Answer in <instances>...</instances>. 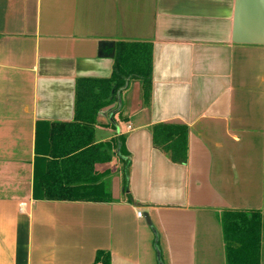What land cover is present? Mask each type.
Returning <instances> with one entry per match:
<instances>
[{
    "label": "crops",
    "instance_id": "crops-1",
    "mask_svg": "<svg viewBox=\"0 0 264 264\" xmlns=\"http://www.w3.org/2000/svg\"><path fill=\"white\" fill-rule=\"evenodd\" d=\"M237 4L0 0V264H96L101 251L111 264H227L221 213L264 219V44L250 34L263 0H247L240 39ZM119 43L146 47L151 74L95 117L94 142L113 141L97 165L112 200L34 199L36 157H55L48 126L77 121L79 81L112 77ZM163 126L187 127V162L155 145Z\"/></svg>",
    "mask_w": 264,
    "mask_h": 264
},
{
    "label": "trees",
    "instance_id": "trees-1",
    "mask_svg": "<svg viewBox=\"0 0 264 264\" xmlns=\"http://www.w3.org/2000/svg\"><path fill=\"white\" fill-rule=\"evenodd\" d=\"M139 51L143 53L140 54ZM118 52L112 77L79 81L77 121L48 126V145L55 149V157L44 159L37 155L34 199L93 202L112 200L104 181L109 171L101 172L97 170V165L107 164L112 160L110 153L113 141L94 142L95 117L101 109L117 102V91L129 78H141L146 86L151 74V53L146 47L141 48L140 43H119ZM40 129L39 127L37 134ZM157 129L155 145L166 149L174 162H187V127L163 126ZM84 135L88 138L82 139ZM39 140L40 137L37 136L36 144ZM221 224L227 244V264H262L264 219L261 211L224 210L221 213ZM96 264H111V255L105 251L98 252Z\"/></svg>",
    "mask_w": 264,
    "mask_h": 264
},
{
    "label": "water",
    "instance_id": "water-1",
    "mask_svg": "<svg viewBox=\"0 0 264 264\" xmlns=\"http://www.w3.org/2000/svg\"><path fill=\"white\" fill-rule=\"evenodd\" d=\"M246 7H247V0H238L237 13H236V18H235V32H236L237 38L239 39L241 38L240 34L245 33L243 32L244 31V20L248 18L246 11H245ZM259 16H260V29L257 31H250V34H251V37L254 35L261 36L260 39L253 38V40L256 43L264 44V0H263V4L261 7V12ZM253 40H250V41H253ZM111 47L113 50H112L111 55H109V57L112 58L114 56V50H115V47L113 46L112 43H111Z\"/></svg>",
    "mask_w": 264,
    "mask_h": 264
},
{
    "label": "built area",
    "instance_id": "built-area-1",
    "mask_svg": "<svg viewBox=\"0 0 264 264\" xmlns=\"http://www.w3.org/2000/svg\"><path fill=\"white\" fill-rule=\"evenodd\" d=\"M137 215H138V216H142V212H141V211H138V212H137Z\"/></svg>",
    "mask_w": 264,
    "mask_h": 264
}]
</instances>
